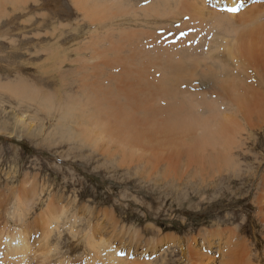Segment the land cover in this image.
<instances>
[{"label":"rangeland","instance_id":"rangeland-1","mask_svg":"<svg viewBox=\"0 0 264 264\" xmlns=\"http://www.w3.org/2000/svg\"><path fill=\"white\" fill-rule=\"evenodd\" d=\"M115 1L131 4L135 13L130 8L124 18L104 19L105 14L100 22L76 0H0V264H14L5 250L23 239L31 245V264H87L86 242H100L99 224L120 264L196 263L187 259V243L219 261L224 237L214 233L225 236L230 228L248 240L254 264H264V223L255 201L264 174V126L252 130L258 121L241 131L245 138L253 131L252 138L226 153L235 159L233 170L221 171L217 164L215 177L208 167L186 174L184 164L175 178L163 169L148 176L122 166L82 134L90 127L80 116V103L94 99L99 85L123 77L122 63L161 62L168 51L180 55L185 46L210 47L207 21L184 13L161 28L144 21L138 27L144 17L139 10L159 0ZM253 1L244 0L237 13H229L237 15ZM206 5L222 12L228 7L217 0ZM231 69L241 72L235 65ZM33 95L36 101L29 99ZM127 101L123 97L120 104L134 108ZM74 103L75 115L65 120ZM237 119L244 128L242 115ZM207 231L214 235L204 238Z\"/></svg>","mask_w":264,"mask_h":264},{"label":"bare ground","instance_id":"bare-ground-1","mask_svg":"<svg viewBox=\"0 0 264 264\" xmlns=\"http://www.w3.org/2000/svg\"><path fill=\"white\" fill-rule=\"evenodd\" d=\"M217 1L226 3L228 7L244 4V0ZM76 2L82 8L88 9L90 16L93 15L92 18L100 22L105 14L104 19L113 15L122 18L123 15L126 17L127 13L129 14L130 8H134L129 3L122 4L115 0H76ZM170 2L176 6L171 7ZM206 2L207 0H159L139 10L144 17H140L135 24L139 27L144 25L142 23L144 21L147 23L146 27L152 29L157 23L155 27L157 29L160 24L178 19L179 15L191 14L193 19L200 23L207 21L206 32L207 39L211 41L208 47L210 49L206 45L203 46L208 49L207 51L185 46L184 52L181 51L180 55L166 52L163 58L160 56L161 62L160 60L149 61L146 64L124 62L120 65L123 77H120L116 83L114 81V85H103L105 88L99 85L94 99L80 103L79 111L82 113L80 116L88 119L86 122L88 121L87 125L90 127V130H81L82 134L90 144L102 147L106 153L116 157L122 166L140 168L148 176L164 173L160 171L163 169L166 172L165 176L174 175V178L183 164L187 168L184 169L186 174L193 170L195 172L196 168L206 169V167L214 169L211 171L213 174L217 164L221 165L219 166L221 171L223 167L231 171L233 168L230 167L235 166V159L233 155L229 156L226 153L232 152L234 147L239 149L247 137L252 138L254 135L253 131H250L245 138L240 135L241 131H244L247 125L254 124L255 120L259 124L254 125L259 126L252 130H260L262 125L264 126V1H253L245 11L237 15L212 9L206 5ZM132 11L135 13V9ZM197 26L200 30V25ZM115 49V53L118 52L120 55V49L117 47ZM97 54V59H102V55L99 52ZM234 65L235 68L238 67V71L241 70L240 73L231 69ZM85 76L88 77L86 74ZM95 77L98 78L99 74ZM198 81L200 86H197L196 90L194 86L192 87V83ZM205 94H210L208 102L204 101ZM132 96L138 97L137 100ZM123 97L129 104L134 103V108L121 105ZM29 99L35 100L34 95ZM76 107V103L69 106L66 116L64 115L65 120L75 115ZM238 113L246 122L244 128L239 127L241 122L237 119ZM192 166L194 168H191ZM210 175L207 174V177ZM260 176L262 190L255 201L258 204V215L264 223V174ZM51 212L49 206L43 214L45 217L43 224ZM97 227L100 242L95 244L96 238L94 241L86 242L88 250L86 254L90 258L87 259V264H120L117 259L118 253L101 234L100 224ZM207 232L208 235L204 238H210L214 234L224 237L223 246H221L222 240L218 242L219 251L222 252L225 248L223 256L218 261L217 255L204 253L203 249H200V252L187 243L185 249L190 253L187 259L192 257L197 260L192 264L218 262L219 264H254L252 255L254 252L251 251L248 240L238 236L236 228L235 230L230 228L225 236L223 231L214 234ZM18 239L21 240L22 237ZM7 245L11 244L7 242L5 248ZM30 252L29 241L23 239L18 244H13L11 248H7L5 255L10 256V261H14V264H31ZM43 259H47V256ZM60 262L59 264L67 263H63V260Z\"/></svg>","mask_w":264,"mask_h":264}]
</instances>
